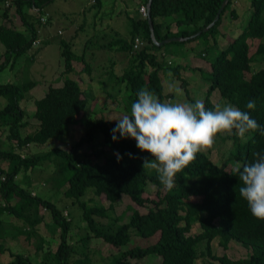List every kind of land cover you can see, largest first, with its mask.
Returning <instances> with one entry per match:
<instances>
[{
  "label": "trees",
  "instance_id": "trees-1",
  "mask_svg": "<svg viewBox=\"0 0 264 264\" xmlns=\"http://www.w3.org/2000/svg\"><path fill=\"white\" fill-rule=\"evenodd\" d=\"M6 1L0 0V3ZM10 1L3 13L4 21L0 24V40L6 47L5 52L0 54V72L9 67L11 56L19 57L32 48L39 35L36 23L30 16L26 17L24 6L37 7L42 11L54 0ZM143 1L148 5V0ZM223 1L152 0L151 19L157 40L161 42L178 36L186 39L155 43L149 14L148 17L141 14L142 18L132 21L129 39L120 38L106 46L126 51L131 56L130 65L118 75L120 81L125 83V108L130 114L131 105L137 100V92L141 89L153 92L161 102H166L167 98L170 102L175 99V93L166 91L160 73L172 71L176 77H183L181 70L184 66L169 65L166 57L170 54L178 56L179 51L175 46L195 42L200 45L198 49L194 48L196 54L205 55L211 62V68H197L203 72L202 75L208 73L206 86L202 88L207 90L202 92L201 97L193 98L187 86L190 81L182 79L183 85L187 86L186 99L192 104L202 100L206 109L214 110L216 104L212 95L217 91V95L226 101L224 105L230 103L249 112L264 126V0H250L252 8L248 24L238 36L229 40L227 47L220 49L217 47V35L221 34V26L234 0L229 1L208 31L194 34L214 20ZM13 5L17 7L25 30H20L8 20ZM94 6L100 10L103 0H95ZM231 14L233 17L238 15L235 9L231 10ZM136 37L143 42L139 48L134 47ZM254 40L259 42L257 49L251 52V41ZM61 45L66 66L63 73L75 71L77 74L79 72V76L66 77L61 86L51 85L43 97L35 100L34 116L39 125L34 132L23 134L29 122L25 118L27 113L22 101L38 82L0 84V96L7 99V104L0 109V129L7 128L11 144L8 148H0V239L8 234L3 218L5 213L23 216L20 210L26 209L36 216V220L31 222L34 226L43 218L38 213L39 206H43L51 211L54 224L60 226V243L54 253L56 264H91L92 253L97 250L92 246L95 238L103 239L102 242L119 251L111 264H133L134 260L143 262L151 255H155V259L161 258L159 263L153 264H196L200 258L208 264H211L210 259L219 264H264V220L254 217L246 200L240 196L239 188L243 182L236 171L254 162V153H264V135L259 130L250 131L248 138L247 133L245 140L236 135L235 130L233 135H220L224 141L235 137V142L229 144L228 153L232 159L241 162L237 169L230 170L227 165L217 164L211 156V149L202 150L196 154L194 161L177 173L175 186L171 190L160 182L155 169L142 167L143 158L152 157L150 153L138 149L134 139L112 140L110 130L117 121L104 116L93 119L85 135L69 150L55 146L42 154H21L20 150L28 144L42 145L54 137L69 135L70 125L82 119L93 98L91 92L83 87L80 77L81 72L92 73L90 63L83 58L84 54L79 55L77 60L85 65L82 70L76 71L72 41L62 39ZM212 49L213 58L210 57ZM109 72L108 79L114 74L113 71ZM249 100H255L254 110L246 108ZM99 134H102L101 139ZM217 139L220 140L219 137ZM117 152L123 157L120 162L114 155ZM126 153L133 154L135 158H130ZM55 155L71 170L66 195L80 205L87 222L86 233L76 242L71 239L73 224L65 214L66 209H59L51 201L32 195L16 181L22 169L34 167L39 161ZM150 184L156 187L153 197L146 195ZM90 189L95 196L105 195L109 206L89 205L88 201L83 200ZM124 195L130 196L135 203L128 205V211H131L129 219L119 223L121 217L113 218L111 212ZM16 196L19 201L13 205L11 200ZM34 204L37 206L35 209ZM101 218H113L115 223L103 222ZM196 224L200 230L193 232ZM33 229L24 232L31 236ZM216 239L224 249H228L234 240L247 247L250 253L241 258L218 255L213 247ZM44 241L41 238L38 251L43 248ZM5 249L0 242V254ZM10 254L13 259L4 264H34L27 255L13 251ZM52 264H55L54 258Z\"/></svg>",
  "mask_w": 264,
  "mask_h": 264
},
{
  "label": "rangeland",
  "instance_id": "rangeland-1",
  "mask_svg": "<svg viewBox=\"0 0 264 264\" xmlns=\"http://www.w3.org/2000/svg\"><path fill=\"white\" fill-rule=\"evenodd\" d=\"M3 4V2H1ZM0 3V4H1ZM104 5H111V0H105ZM29 6V5H28ZM140 6V5H138ZM137 6V10L139 11V8ZM251 3L250 0H234L233 4L228 8V11L226 13V19L224 24L221 26V28L224 29L226 32V35L224 36V39L220 38V42L224 41V46L220 49H223L228 46V42L230 39L235 38L238 36L243 29L246 27V25L249 22V19L251 17ZM17 7H15L16 11ZM26 5L24 6L23 10L24 13L26 10ZM64 9H75L76 14H74L71 19L68 20H62L60 22V14ZM83 9H85V14ZM235 9L237 11V17H233L231 14V10ZM80 11H83L82 13ZM103 12L100 11L96 6L91 5V0H54L50 5L44 8V14L53 15L54 17V24L53 28L50 33V39L48 42H44L42 45L33 46L31 49L26 51L25 53L21 54L19 57L11 56V61L9 62V67L5 68L0 72V84H5L9 82L14 83H23L27 81H37L38 84L33 87L29 93L27 94V97L22 101V105L24 108H26V120H32L34 122L31 123L30 129L25 128V132H33L36 128L35 124V100L43 97L45 95V92L47 91V86L53 83L54 86L60 85L57 84L56 80L57 78H60V75L65 72L66 66H65V59L62 56L61 53V41L62 37L66 40H70L71 34H70V26L71 22H77V23H84L89 22L87 26H85V29L79 31L78 39L74 40L72 51L76 54V60L74 61L75 69L76 71L82 69L83 64L82 61H78L77 58H79V55L83 53L84 45L82 41L84 39H91V46L88 47L86 58L87 60L92 64L93 71L92 73L95 74L96 79H102V83H98L97 88L98 90H94L92 87L91 82L85 83V87L91 94L93 95V98L91 97V102L89 104L88 111H86V114L82 117V119L75 124L70 125V134L67 136H57L49 141H47L45 144L38 145V144H32L28 147V151H26V148L21 149L22 155H35V154H42L47 151H50L53 147L58 146L63 149L69 150L71 146L76 143L82 136L85 135L87 127L90 125V122L95 119L96 117L104 116L108 119H119L123 115H130V113L126 110L125 106V83L120 81L119 74H122L124 70L130 65L131 62V56L125 58V63H128L124 66L122 73L121 71L115 70L113 77H109L106 70L111 69L112 63L115 60L113 55L116 56L114 50L115 49H104V56L102 57L103 53L96 52L97 49H99V46L101 43H104V37L99 36V30L94 28V14H101ZM105 13V12H104ZM28 14L26 13V17ZM69 16L70 15H66ZM85 16V17H84ZM103 16V14L101 15ZM125 13H123V20L121 22L120 18H117L115 14H113V23L117 22L115 25L117 26L120 33H122V36L125 39H129L127 37H130L131 34V22L125 21L124 19ZM21 19V18H20ZM4 19H0V24H2ZM48 22V21H47ZM121 24H118L120 23ZM24 25V24H23ZM60 25H64L66 28V33L61 37L58 33V29ZM22 28H20L21 30ZM100 29V27H99ZM22 30H25L22 29ZM96 37H94V36ZM223 36V35H222ZM30 37V35H28ZM99 38V39H98ZM93 42V43H92ZM258 40H254L252 43V50L251 52H254L257 49ZM189 46V45H188ZM200 45H194V48H199ZM176 51H179L178 54H181V49L188 50L190 47H187V45H178L175 46ZM5 45L0 40V54H3L5 52ZM196 49V50H197ZM38 51V52H37ZM195 51V50H194ZM93 52H96V56H99L98 59H94L92 56ZM106 52V53H105ZM92 56L93 59H90L89 57ZM210 57H214V50H211ZM167 62L169 65H183L184 67L181 70V74H183V77L179 78L174 75V73L167 72L163 73L161 71V76L163 78L165 89L167 92H173L175 93V99L170 102L169 98L166 99V102L170 103H191L189 102V99L187 98V95H185V90L188 86V88L191 90V95L193 98L201 97L204 92L202 90L203 87L206 86L207 83V72L203 74L199 71L196 72L193 76L191 74V70L189 68H186V65H191V67H194V63H190L186 58L181 57L180 63L176 61H172L170 58L166 57ZM262 66H258L260 68ZM187 70V71H183ZM81 74V73H80ZM84 74V77L89 76V73ZM79 76L74 71L69 74H64L63 79L66 77H73L77 78ZM115 76V78H114ZM117 76V77H116ZM203 76V77H202ZM195 77L199 78L198 82H195ZM95 79V80H96ZM108 79V80H107ZM182 79L190 81V84L187 86L183 85ZM96 80V82H97ZM107 82L105 83V81ZM177 89L180 91L177 92ZM97 95V97H96ZM183 95V98L180 97ZM29 96H32L29 98ZM212 99L214 103L220 104L221 106H224V103L226 101L222 100L220 95L216 92L213 93ZM27 99V100H26ZM7 104L6 97L0 96V109L4 108V106ZM24 132V133H25ZM234 130L229 133L227 131L218 133L215 138V143L212 147L204 149L205 151H208L211 149V156L213 160L219 164V165H228V169H237L241 162L236 161L234 158L232 159L229 156L228 149L229 144L232 142H235V137H231L233 139H229L224 141L221 139L220 135L222 134H232L233 135ZM99 139L102 138V134H99ZM251 135V132L247 134V137ZM8 130L7 128L1 129L0 132V139L3 142H6V146L8 144L9 140L8 138ZM220 138L217 139V138ZM245 140V139H243ZM10 141V140H9ZM15 143L17 141H14ZM229 161V162H228ZM71 176V170H69L66 166V164L63 162V160H60V157L58 156H52L48 160H41L39 161L34 167H30L28 169H22V171L19 173L18 177H16V181L19 182L21 186H23L25 189L28 190L32 195H38L39 197L49 200L52 203H54L59 209H66L65 214H68V217L72 220V230L70 232L71 239L76 242V240L87 231V222L83 218V210L80 207V205L72 198L68 197L66 195L67 188L69 186L68 180ZM155 185L150 184L148 187V190L146 192V195L155 196ZM92 190H88L86 195L84 196L83 200L88 201L89 205H105L109 206L110 202L107 200L105 195L102 196H95L94 193H91ZM19 201V197L12 198L11 202L13 205H16ZM135 202L132 201L130 196L124 195L123 198L116 203L115 209L112 210L111 216L115 218V216H120L121 220L119 223L125 222L129 219L131 211H128V205L134 204ZM5 204V203H4ZM136 206V205H134ZM37 206L34 204V209ZM33 209V210H34ZM142 210H146L145 208H141ZM21 215L18 216L15 214L5 213V216L7 219L5 224V230L8 227L9 228V235H5V238L0 239V242L4 244V247L6 248L4 253L0 255V264L7 263L11 261L13 258L10 254L11 251L16 253H21L27 256H31V260L34 262V264H52L53 258L56 264L55 260V250L59 246L60 243V226L55 225L52 227V229L44 228V223L40 225V221L33 226L31 222L33 220H36V216L33 215L30 211H27L26 209L20 210ZM38 213L40 215H46L43 220V222L49 221L50 223L53 222L52 213L49 209L43 206H39ZM7 214V215H6ZM113 218H101L103 222H114ZM102 222V221H101ZM9 223V224H8ZM35 227L34 229L32 228ZM14 229H11V228ZM26 229H32L34 232L29 236L26 232H24ZM39 229H42V232L48 234L46 239L41 237V233L36 231ZM200 230V226L196 224L193 228V232H198ZM36 232L38 234H36ZM15 234H18V238L14 239ZM44 239L46 240V243L44 241V245L42 248L43 252L40 254V252H37V245L40 242V240ZM153 238V240H155ZM150 239V241H153ZM92 241L93 249H97L95 253H92V263L91 264H111L113 261V258L115 255H119V251L117 248L112 247L110 244H106L105 242H102L103 239L101 238H95ZM139 242L141 240H138ZM143 241H145L143 239ZM143 243V242H141ZM144 245V244H143ZM214 252L218 255L227 254L231 258H241V257H247L250 253V250L243 246L241 243L232 240L229 244L228 249H224L222 246L219 245L218 239H216L213 242ZM40 254V255H39ZM45 255V256H44ZM43 257V260H41ZM160 258V257H159ZM161 261L160 259H155V255H151L147 257L143 262H139L137 260H134L133 264H153V263H159ZM211 264H219L218 261L210 259ZM196 264H208L205 263L202 258L198 259L196 261Z\"/></svg>",
  "mask_w": 264,
  "mask_h": 264
},
{
  "label": "clouds",
  "instance_id": "clouds-1",
  "mask_svg": "<svg viewBox=\"0 0 264 264\" xmlns=\"http://www.w3.org/2000/svg\"><path fill=\"white\" fill-rule=\"evenodd\" d=\"M255 107V100L246 103L247 109L254 110ZM116 121L110 130L112 140L132 138L138 149L150 153L152 158L144 157L142 167L155 169L160 182L169 190L175 186L177 173L194 161L197 153L212 147L218 133L235 130L241 139L250 131L259 130L264 135V126L249 112L230 103L217 104L214 110H208L202 100L194 104L161 102L146 88L137 92L131 114ZM114 155L117 162L123 158L119 152ZM126 155L135 158L131 153ZM253 155L256 157L254 162L236 170L243 182L239 193L251 214L264 220V153Z\"/></svg>",
  "mask_w": 264,
  "mask_h": 264
},
{
  "label": "crops",
  "instance_id": "crops-1",
  "mask_svg": "<svg viewBox=\"0 0 264 264\" xmlns=\"http://www.w3.org/2000/svg\"><path fill=\"white\" fill-rule=\"evenodd\" d=\"M65 1H68V0H65ZM104 1L105 0H103V6L100 9V11L103 10V12L101 14H97V15L94 14V19H93L94 28H96V29L99 30L98 31L99 34H100L99 36L104 37L103 38L104 39V43H101L100 46H99V49L96 50V52L98 51L99 53H103L102 57L104 56V49H110V48L106 47L110 42L116 41L117 39H120V38L125 39L122 36V33H120V31L118 30L117 26L115 25L117 22L113 23V19H114L113 14H115V16L117 18H120V20L122 22L123 18H121V17H123V13H125L124 19H125V21L131 22V28H132V21L133 20H138V19L142 18V15H141L140 11H138L136 9L137 6L140 5V4H142V3H145L143 0H111V5H109V6L106 5L105 6L104 5ZM8 3L10 5L11 4V1L10 0H7L3 4L2 3L0 4V19H2V20L4 19L3 13L5 11V7H8L9 6V5H7ZM50 4H48V5H50ZM91 5H94V3H93L92 0H91ZM47 6H45V7H47ZM15 7H16L15 5H13V6L10 7L8 20L11 23H13L17 28L24 29L25 26L23 25V22L20 19L21 17L19 15L17 9H16V11L14 10ZM26 8H27L26 9L27 11H25V13H27L28 16H30L32 18L31 20L36 23V27L38 28V34L39 35H38L37 38H40L41 39L42 44L44 42H48V40L50 39V33H51L52 28H53V24H54V17H53V15L50 14V15L47 16V14H44V9L41 11L37 7H31V6L26 5ZM138 8H139V6H138ZM83 11H84V14H85V9H83ZM83 11H80V12L82 13ZM74 14H76L75 9H64L62 11V13L60 14V22L62 20H68L69 21ZM102 14H103V16H101ZM66 15H70V17L69 16H66ZM42 16H47V21L48 22H43L41 20V17ZM85 21L86 20H84V23H77L75 21L74 22H71L70 21V23H71V26H70V28H71L70 29V34H71L70 40L72 41V46H73L74 40L78 39L79 31L82 30L83 28L85 29V26H87V24L89 23V22L86 23ZM121 22L118 23V24H121ZM99 27H100V29H99ZM59 30L61 31V33H59ZM224 32H225L224 29L221 28V34L217 35V41H218V45H219V46H217L218 48H221V47L224 46V41L220 42V44H219L220 38L221 39H224V36H222L224 34ZM58 33L60 34L61 37L66 33V28L64 27V25H60V27L58 29ZM92 36H94V35H92ZM94 37H96V36H94ZM127 38H129V37H127ZM62 39H64V38L62 37ZM62 39H60V41ZM82 43L84 45V50H83V53H82V54H84L83 58L88 63H90L87 60V58H86V55H87V51L86 50L88 49L89 46H91V39H84L82 41ZM195 44H196L195 42H193L191 44H188L189 46L187 45V47H190V48L188 50H186V49L181 50L182 53L181 54H177L178 56H174L172 54L168 55V58H170L172 61H176L178 63H180L181 57L186 58L191 64L194 63V67H192V68H195V69H190L192 71L191 74H193V76L198 71L200 73H202V71L200 69H197L198 67L199 68H201V67L202 68H211V62L206 58L205 55L200 56V55L196 54V51H194V45ZM62 49H63V47L61 45V53H62ZM96 52H93V54H92V56L94 57V59H98L99 58V56H96ZM114 52H115L116 56L113 55L112 57H114L115 60L112 63L111 69H107L106 70L107 75H108V73H110L109 71L115 72L116 69H117V71H121V73H122V70H123L124 66L126 64H128V63H125V58L128 57V59H129L130 55L126 51H119V50L115 49ZM62 56L64 57L63 54H62ZM92 56H90L89 58L90 59H93ZM64 59H65V57H64ZM82 64H83V67H82V69H83L85 64H84V62H82ZM90 65L92 67V64L91 63H90ZM188 67L191 68V65L190 64L189 65H186V68H188ZM82 69H80V70H82ZM183 71H187V70H183ZM82 73L87 74V72H81V74H80V77L83 79V87L85 89H87L84 84L91 82L92 87L94 88V90H98L96 84L102 83V79H98L97 80L96 77H95V74H93V73L89 74V76L87 75V77H84V74H82ZM64 74L65 73H62L60 75V78H57L56 80H54V81L57 82V84H60V85H57V86L63 85V83H64L63 75ZM119 75H121V74H119ZM182 76H183V74H182ZM95 79L97 80V82H96ZM198 80H199V78H196L195 77V82H198ZM51 85H53V83H51L50 85L47 86V90H48V88ZM206 90H207V88L204 89V93L206 92ZM215 92L218 93L217 91H215ZM31 97L32 96H29V98H31ZM96 97H97V95H96ZM180 97L183 98V95H181ZM28 122H29V125L28 126H30L31 123L34 122V121H32V120L29 119ZM35 124H36V128H35V130H36L37 127H38V125H39V121L37 119H35ZM26 128L30 129V127H26ZM0 132H1V129H0ZM24 132H25V130H23V134L32 133V132H27V131L25 133ZM7 141H8V144L6 146V142H3L0 139V148H5V147L8 148L11 144H10V141L9 140H7ZM13 144H15V143H12V145ZM30 145H32V144H28L27 146H30ZM24 148H26V151H28L27 150L28 147L25 146ZM45 216L43 215V218L40 221V225H42L44 223V226L43 227L45 229L46 228L52 229V227L54 226V224H53L54 223V220H53L52 223H50L49 221L43 222L44 221L43 219L46 218ZM4 218L7 219L6 216H5V214H4ZM11 229H14V228L12 227ZM36 231H38V233H39V232H42V229H39V230L36 229ZM6 232L8 233L7 235L10 234L8 227L6 228ZM38 233L36 232V234H38ZM40 235H41L42 238L46 239V237H47L48 234L42 232ZM17 236L18 235L15 234L14 239H17L18 238ZM46 240H45V243H46ZM41 251H42V249H40L39 251L37 249V252L38 253L40 252V254L43 253ZM28 257H30V259H31V256H28ZM41 260H43V257H42ZM41 264H43V263H41Z\"/></svg>",
  "mask_w": 264,
  "mask_h": 264
},
{
  "label": "water",
  "instance_id": "water-1",
  "mask_svg": "<svg viewBox=\"0 0 264 264\" xmlns=\"http://www.w3.org/2000/svg\"><path fill=\"white\" fill-rule=\"evenodd\" d=\"M230 0H224L221 7L219 8L217 15L215 16L214 20L207 25L206 27H204L202 30H199L196 34H194V36L201 34L203 31H208L215 23L216 21L220 18L222 11L224 10V8L226 7V5L229 3ZM151 5H152V0H148V8H149V22H150V26H151V35H152V39L155 43L157 44H161V43H165V42H169V41H173V40H182V39H186V37L183 36H178V37H171L169 39H166L164 41L159 42L156 38L155 35V31H154V24L153 21L151 19Z\"/></svg>",
  "mask_w": 264,
  "mask_h": 264
},
{
  "label": "built area",
  "instance_id": "built-area-1",
  "mask_svg": "<svg viewBox=\"0 0 264 264\" xmlns=\"http://www.w3.org/2000/svg\"><path fill=\"white\" fill-rule=\"evenodd\" d=\"M92 1H93V3L95 2V0H92ZM7 5H9V3H8ZM139 11H140V13H141L143 16L148 17L149 9H148V5H147L146 3H142V4H140V6H139ZM41 20H42L43 22H47V16H42V17H41ZM59 33H61L60 30H59ZM142 43H143V42L141 41V39H140L139 37H136V39H135V43H134V47H135V48H139V47L141 46ZM38 45H42V41H41L40 38L35 39L34 42H33V46H38ZM33 46H32V47H33Z\"/></svg>",
  "mask_w": 264,
  "mask_h": 264
}]
</instances>
